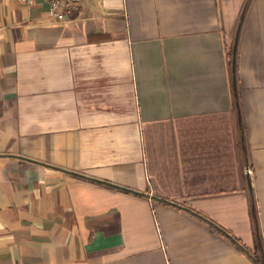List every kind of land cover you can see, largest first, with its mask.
I'll list each match as a JSON object with an SVG mask.
<instances>
[{
    "label": "crops",
    "instance_id": "1",
    "mask_svg": "<svg viewBox=\"0 0 264 264\" xmlns=\"http://www.w3.org/2000/svg\"><path fill=\"white\" fill-rule=\"evenodd\" d=\"M48 7L0 0V264H257L264 0Z\"/></svg>",
    "mask_w": 264,
    "mask_h": 264
},
{
    "label": "built area",
    "instance_id": "2",
    "mask_svg": "<svg viewBox=\"0 0 264 264\" xmlns=\"http://www.w3.org/2000/svg\"><path fill=\"white\" fill-rule=\"evenodd\" d=\"M27 4H34L37 0H20ZM48 2L47 16L55 21H65L74 16L82 0H45ZM248 170V168H246Z\"/></svg>",
    "mask_w": 264,
    "mask_h": 264
},
{
    "label": "trees",
    "instance_id": "3",
    "mask_svg": "<svg viewBox=\"0 0 264 264\" xmlns=\"http://www.w3.org/2000/svg\"><path fill=\"white\" fill-rule=\"evenodd\" d=\"M252 217L254 220V230H255V237H256V249H258V251L260 252V256L258 260H256L257 264H264V254H263V248H262V244H261V237H260V233H259V228H258V224H257V220H256V213H255V206L254 203H252ZM246 250V248H244ZM246 252L248 254H251L248 250H246Z\"/></svg>",
    "mask_w": 264,
    "mask_h": 264
}]
</instances>
